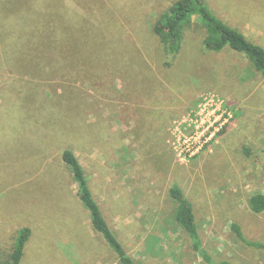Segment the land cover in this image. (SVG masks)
<instances>
[{"label":"rangeland","instance_id":"rangeland-1","mask_svg":"<svg viewBox=\"0 0 264 264\" xmlns=\"http://www.w3.org/2000/svg\"><path fill=\"white\" fill-rule=\"evenodd\" d=\"M69 1L0 0V264L22 228L21 264H119L65 149L138 263L206 264L174 223L178 186L216 262L264 264L230 228L264 245L248 206L264 195V78L241 54L204 52L195 24L169 55L153 29L176 0ZM206 1L264 47V0Z\"/></svg>","mask_w":264,"mask_h":264},{"label":"trees","instance_id":"trees-1","mask_svg":"<svg viewBox=\"0 0 264 264\" xmlns=\"http://www.w3.org/2000/svg\"><path fill=\"white\" fill-rule=\"evenodd\" d=\"M218 8L229 10L223 6H218ZM230 13L235 15V13ZM221 17L222 15L219 14L218 9L210 6L206 0H176L160 16L153 32L159 38L165 51L169 55H175L180 50L183 28L195 24L196 27L204 31L202 41L204 52L220 53L225 49H229L241 54L253 69L264 78V47L248 40ZM241 18L248 19L246 17ZM194 20H196V23ZM70 26L72 27V23ZM61 161L72 176L77 187V198L87 211L94 232L102 237L107 247L117 257L119 264H140L127 253L124 245L104 218L101 208L91 191L84 169L76 155L71 150L65 149L61 153ZM168 193L175 203L174 223L187 235L193 252L206 264H231L227 261L216 262L203 248L195 226L194 209L181 189L178 186H172ZM248 206L252 213L264 214V195L257 193L251 196L248 200ZM230 228L245 246L264 249L263 244L246 240L237 224H231ZM30 235L29 228H22L17 232L9 257L3 264H21Z\"/></svg>","mask_w":264,"mask_h":264},{"label":"crops","instance_id":"crops-1","mask_svg":"<svg viewBox=\"0 0 264 264\" xmlns=\"http://www.w3.org/2000/svg\"><path fill=\"white\" fill-rule=\"evenodd\" d=\"M68 4H72V0H70V1L68 2ZM69 12H71V10H69ZM70 19H72V18H71V17H65V18H62V19H60V20L65 21V20H70Z\"/></svg>","mask_w":264,"mask_h":264}]
</instances>
